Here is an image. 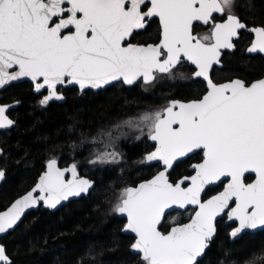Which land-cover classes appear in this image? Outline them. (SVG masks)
<instances>
[{
  "label": "snow or ice",
  "instance_id": "6c2138e0",
  "mask_svg": "<svg viewBox=\"0 0 264 264\" xmlns=\"http://www.w3.org/2000/svg\"><path fill=\"white\" fill-rule=\"evenodd\" d=\"M235 8L236 0H0V88L27 78L40 106L64 101L69 86L85 94L117 84H139L148 92L177 78L202 82L191 98L168 96L94 136L81 132L80 144L71 146L75 152L88 141L100 144L87 161L95 168L123 161L122 138L148 142L137 163L158 165L150 178L118 192L111 181L106 189L116 193L112 211L126 218L122 231L134 234L130 249L139 264H201L221 221L235 225L228 233L233 243L247 230L264 228V76L226 82L213 77L222 51L236 49L247 29ZM153 21L155 37L133 42ZM197 23L210 25L209 31L196 32ZM250 31L255 39L247 52L264 53V23ZM185 63L192 66L190 75L178 72ZM9 107L0 105V129L16 123L6 114ZM73 160L61 167L55 155L47 159L35 186L0 211V234L41 202L55 209L70 197L92 194L96 181L81 175ZM182 164L184 172L173 175ZM124 172L120 168L121 179ZM189 208L186 222L173 217L164 227L170 211ZM232 251L225 249V256ZM86 257L95 259L92 250ZM0 264H14L2 243ZM228 264H264V246Z\"/></svg>",
  "mask_w": 264,
  "mask_h": 264
},
{
  "label": "trees",
  "instance_id": "16d2710c",
  "mask_svg": "<svg viewBox=\"0 0 264 264\" xmlns=\"http://www.w3.org/2000/svg\"><path fill=\"white\" fill-rule=\"evenodd\" d=\"M237 9L244 22L259 24L264 16V0H238ZM151 28H154L152 24ZM248 39V33L241 34L237 48L223 55L222 68L213 72L215 80L239 77L252 81L264 76V57L245 54ZM178 72L190 75L186 65ZM202 87V82L189 85L177 78L176 82L165 81L148 92L111 87L89 96H69L64 103H51L46 108L39 106L27 82L3 90L2 103H20L9 112L15 126L0 132V147L4 149L0 167L5 170V179L0 184V210L35 183L47 159L53 155L58 157L61 165L74 162L75 156L81 175L96 181L91 195L71 201L53 212L43 207L31 211L1 239L14 264H77L81 257H85L84 264H139L140 257L129 250L133 238L122 233L124 220L112 211L116 193L106 189L109 182L114 181L118 192L126 184L149 178L156 171L158 165L147 167L137 163L148 142L122 140L119 148L124 153L123 163L95 168L87 161L97 148L96 144L85 142L75 152L71 146L80 144L81 132L94 136L101 128L125 115L134 114L139 108L148 109L142 106L150 102L163 103L168 96L191 98L197 88ZM197 159L193 157L191 162ZM120 168L125 169L122 179L118 175ZM185 168V164L180 165L173 175L184 172ZM188 216L182 213L178 219L184 222ZM168 225L165 221L164 227ZM260 246H264V230L244 235L235 243L219 230L201 264H219L220 259H225L226 264L232 259L242 261L251 250ZM225 249H232V254L225 256ZM89 250L95 259H87Z\"/></svg>",
  "mask_w": 264,
  "mask_h": 264
},
{
  "label": "flooded vegetation",
  "instance_id": "af4514ba",
  "mask_svg": "<svg viewBox=\"0 0 264 264\" xmlns=\"http://www.w3.org/2000/svg\"><path fill=\"white\" fill-rule=\"evenodd\" d=\"M237 3H238V0H236V8H235V11L238 13V9H237ZM239 14V13H238ZM240 16V15H239ZM241 18V17H240ZM242 20V19H241ZM243 21V20H242ZM244 22V21H243ZM246 25H247V29H245V30H241V34H243V33H248L249 34V39H248V42H247V44H246V46H245V50H246V47L251 43V41H252V39H253V37H254V35H253V33L250 31V28H252V27H254V26H259L261 23H264V16H263V19H262V21H261V23H259V24H248V23H246V22H244ZM152 27H154V28H148V31L147 32H143V31H141L140 33H139V35L138 36H136V38L134 39V41L133 42H137V41H143L144 39H146L149 35H151L152 37H155V35H156V30H157V23L155 22V21H153L152 22ZM209 28H210V25H203L202 23H197V25H196V32H198V33H206V32H208L209 31ZM241 34H240V36H241ZM149 42H151V41H149ZM231 51H233V49H229V50H224L223 51V55L225 54V53H227V52H231ZM258 55H261V54H259V53H257ZM223 55H222V57H223ZM247 55H256V54H247ZM261 56H263L264 57V55H261ZM221 62H222V59H221ZM184 65H186L187 67H188V69H189V72H190V74H191V72H192V66L189 64V63H185ZM222 66H223V63H222ZM222 66L221 67H216V66H214V68H213V72L215 71V69H217V68H222ZM233 78H235V77H233ZM233 78H231V79H233ZM237 78H239V77H237ZM261 78V77H260ZM258 79V78H257ZM227 80H230V79H227ZM223 81H226V80H223ZM223 81H218V82H223ZM29 85H30V88H31V91H32V89H33V87H32V84L31 83H29V82H27ZM108 88H111V87H108ZM112 88H116V89H119V88H125V89H127V90H129V89H132V88H134L135 90H139V91H141L142 90V87L139 85V84H137L136 86H122V85H119V84H117L115 87H112ZM101 91H103V90H101ZM97 92H99V91H95V90H89V91H87L85 94H81L80 92H79V90H78V87L77 86H69V87H67V88H65L64 89V94H65V97H66V99H67V97H74V96H83V95H85V96H89L90 94H94V93H97ZM32 93L33 94H35L36 95V97H37V102L39 101V99L41 98L40 97V95L39 94H37V93H34L33 91H32ZM44 94H46V92L44 93ZM66 99L63 101V102H58V101H52V102H50L49 104H51V103H56V104H61V103H64L65 101H66ZM176 99H179V98H176ZM1 102V101H0ZM164 103V102H163ZM163 103H157V102H153V103H149L148 105H146V106H142V108H151V107H156V106H159V105H161V104H163ZM40 106V105H39ZM48 106V105H47ZM47 106H41L42 108H46ZM139 107H141V106H139ZM11 111V110H10ZM10 111H8V114H9V112ZM9 116H10V114H9ZM5 131V130H4ZM1 132V131H0ZM1 168V167H0ZM3 169V168H2ZM218 189H213V192L214 191H217ZM191 210V209H190ZM227 224H230V222H227V221H221L220 222V226H219V229L223 232V234H224V236H226L227 238H228V240L229 241H231L230 240V238L228 237V233L230 232V230H231V227H234L235 225L234 224H232L231 225V227H229V226H226ZM262 231V230H261ZM247 234H253V233H251V232H246V234H244V235H247ZM243 235V236H244Z\"/></svg>",
  "mask_w": 264,
  "mask_h": 264
},
{
  "label": "water",
  "instance_id": "95a60500",
  "mask_svg": "<svg viewBox=\"0 0 264 264\" xmlns=\"http://www.w3.org/2000/svg\"><path fill=\"white\" fill-rule=\"evenodd\" d=\"M251 29V28H250ZM253 35H254V33H253ZM255 39V35H254V37H253V39L252 40H254ZM252 42V41H251ZM251 44V43H250ZM250 44L246 47V50H245V54H257V53H259V54H261V55H264V53H260V52H255V53H248L247 52V48L248 47H250ZM226 50H229V49H226ZM224 51V50H223ZM223 51H222V55H223ZM214 66H216V67H221L222 66V62L219 64V65H214ZM235 78H237V77H235ZM234 79V78H233ZM226 81H228V80H226ZM226 81H223V82H226ZM22 82H29V83H31V81L30 80H28L27 78H24V79H22L21 81H17V82H12L10 85H13V84H17V83H22ZM10 85H7V86H4L3 88H0V98H1V96H2V91L3 90H5L7 87H9ZM32 91L34 92V90L32 89ZM96 91V90H95ZM35 93V92H34ZM58 102H63V101H58ZM0 105H9L10 107H9V110L8 111H10V110H14V109H16V107L19 105V104H17L16 103V101H13V102H9V103H2V102H0ZM8 111H7V115L9 116V114H8ZM10 117V116H9ZM11 118V117H10ZM12 119V118H11ZM14 120V119H13ZM15 121V120H14ZM15 126V125H14ZM13 126V127H14ZM12 128V127H11ZM10 128V129H11ZM4 130H9V129H0V131H4ZM1 148V147H0ZM71 163H73V162H70V163H68V164H66V165H61L60 164V162H59V165L61 166V167H67V166H69ZM45 165H46V163H45ZM153 165H155V164H153ZM4 170V169H3ZM5 171V170H4ZM42 173V172H41ZM40 173V174H41ZM39 174V175H40ZM38 178H39V176L37 177V179H36V181H35V183L26 191V192H28V191H30L34 186H35V184H36V182H37V180H38ZM150 178V177H149ZM4 179H5V177L3 178V179H0V184L4 181ZM141 181V180H140ZM140 181H138L137 183H139ZM26 192H24L23 194H21L20 196H22V195H24ZM20 196H18L17 198H15L7 207H9L16 199H18ZM85 195H81L80 197H70L69 198V200H67V201H62L61 202V204L60 205H58L57 206V208H55V209H50V208H48V207H46L42 202L39 204V205H37V206H34V207H32V208H29V209H26L25 210V213H24V215L22 216V218H21V220L18 222V224H17V226L21 223V221L23 220V218L25 217V215L27 214V213H29V212H31V211H37L40 207H43V208H45L46 210H49V211H56L57 209H59L61 206H63V205H66V204H68L69 202H71V201H74V200H78V199H80V198H82V197H84ZM88 196V195H87ZM6 207V208H7ZM6 208H4V209H2V210H0V211H3V210H5ZM189 209H191V208H189ZM176 211H178V212H184V210H182V209H180V210H173V211H170L168 214H170V213H173V212H176ZM118 215V217L119 218H121V219H123L124 220V224L126 223V218L125 217H122V216H120L119 214H117ZM187 221V220H186ZM186 221H184V222H186ZM17 226H15V228L17 227ZM124 226V225H123ZM14 228V229H15ZM13 229V230H14ZM123 229V228H122ZM13 230H9V232L8 233H10V232H12ZM261 230H264V228H257V229H255V230H247V232H251V233H255V232H257V231H261ZM8 233H3V234H0V243H2L1 242V239L3 238V237H5ZM122 233L123 234H126V235H129V236H131L133 239H134V234H131V233H125V232H123L122 231ZM3 244V243H2ZM129 250H130V252L133 254V255H136V256H139V255H137V254H134V252L130 249V247H129ZM140 257V256H139Z\"/></svg>",
  "mask_w": 264,
  "mask_h": 264
},
{
  "label": "rangeland",
  "instance_id": "374dc122",
  "mask_svg": "<svg viewBox=\"0 0 264 264\" xmlns=\"http://www.w3.org/2000/svg\"><path fill=\"white\" fill-rule=\"evenodd\" d=\"M144 110H146V109H144ZM144 110H141V109L139 108L138 110H136V111L134 112V114H128V115H125V116H124L123 118H121L120 120L127 119V118H129L130 116H134V115H136V114H138L139 112L144 111ZM115 122H117V121H115ZM137 134H138V133H137ZM127 139H131V140H133L132 137H131V135H130V136L127 137V138H122L121 141H122V140H127ZM95 146L97 147V148H95V150L101 148V145H100V144H96ZM119 147H121V142H120ZM95 150H94V151H95ZM91 158H92V157H91ZM123 161H124V159H123ZM123 161H122L121 163H123ZM182 213H185V214H187V215H188V214L190 215L191 210L188 209V211H184V212H178V211H176V212L170 213V214H168V216L166 217V220H165V221L169 222L173 217H175V218L178 219V218L181 216Z\"/></svg>",
  "mask_w": 264,
  "mask_h": 264
}]
</instances>
